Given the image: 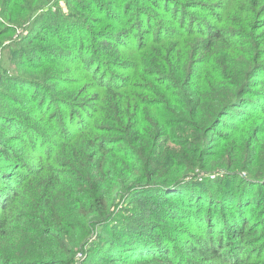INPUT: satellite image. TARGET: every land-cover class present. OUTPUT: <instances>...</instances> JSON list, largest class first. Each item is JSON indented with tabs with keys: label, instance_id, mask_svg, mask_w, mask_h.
<instances>
[{
	"label": "trees",
	"instance_id": "obj_1",
	"mask_svg": "<svg viewBox=\"0 0 264 264\" xmlns=\"http://www.w3.org/2000/svg\"><path fill=\"white\" fill-rule=\"evenodd\" d=\"M49 1L0 0V264H264V0Z\"/></svg>",
	"mask_w": 264,
	"mask_h": 264
},
{
	"label": "rangeland",
	"instance_id": "obj_2",
	"mask_svg": "<svg viewBox=\"0 0 264 264\" xmlns=\"http://www.w3.org/2000/svg\"><path fill=\"white\" fill-rule=\"evenodd\" d=\"M71 2V1H70ZM82 3L84 2L85 4H88V1L87 0H84V1H81ZM55 5V7H58V9L62 12V13H64V14H67V6H66V1L65 0H50L49 1V3H48V6H54ZM1 20V19H0ZM32 20V19H31ZM31 20L29 21V22H26V26H25V28H19V29H17L16 31H15V38H16V36L17 35H20L21 34V32H23V33H26L27 31H26V27L28 26V28L29 27H31V26H33V24L34 23H32L31 22ZM7 42H8V44L10 43V41H6V42H3V44L1 45V47H0V50H1V48L3 49V50H1V52H0V64H2V66L4 67V66H6L7 67V69L9 70V72H16V69H14V63L13 62H11V61H9V59H10V56L9 55H12V56H14L15 55V53H13L11 50H15L14 48L16 47V46H12V45H10V46H8V47H6L7 46ZM36 56L35 55H30L29 56V58L30 59H33V60H35L34 58H35ZM10 69H12V70H10ZM15 70V71H14ZM6 72H8V71H6ZM86 247V246H85ZM85 251H86V249H85ZM77 255V254H76ZM76 262L78 263V262H80L79 260H78V257L76 256V258H75V264H76ZM81 263H83L84 264V262H82V260H81Z\"/></svg>",
	"mask_w": 264,
	"mask_h": 264
},
{
	"label": "built area",
	"instance_id": "obj_3",
	"mask_svg": "<svg viewBox=\"0 0 264 264\" xmlns=\"http://www.w3.org/2000/svg\"><path fill=\"white\" fill-rule=\"evenodd\" d=\"M76 256L78 257V260L80 261L78 263L76 262V264H83V263H81V260L83 258V254L81 252H78Z\"/></svg>",
	"mask_w": 264,
	"mask_h": 264
}]
</instances>
